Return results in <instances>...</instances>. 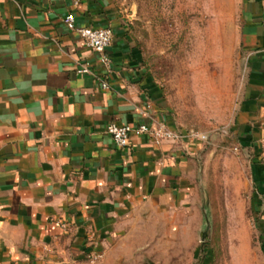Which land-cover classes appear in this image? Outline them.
<instances>
[{"label":"crops","instance_id":"0c3cea01","mask_svg":"<svg viewBox=\"0 0 264 264\" xmlns=\"http://www.w3.org/2000/svg\"><path fill=\"white\" fill-rule=\"evenodd\" d=\"M238 2L243 76L230 134L248 159L264 254V0ZM70 12L78 26L112 27L110 68L66 26ZM86 61L92 74L78 72ZM111 122L182 137L133 133L120 148ZM203 150L111 0H0V264H135L139 234L197 213Z\"/></svg>","mask_w":264,"mask_h":264},{"label":"rangeland","instance_id":"374dc122","mask_svg":"<svg viewBox=\"0 0 264 264\" xmlns=\"http://www.w3.org/2000/svg\"><path fill=\"white\" fill-rule=\"evenodd\" d=\"M111 1L175 120L204 136L197 213L139 234L135 264H264L248 159L230 134L243 76L238 0Z\"/></svg>","mask_w":264,"mask_h":264},{"label":"built area","instance_id":"2783aa9c","mask_svg":"<svg viewBox=\"0 0 264 264\" xmlns=\"http://www.w3.org/2000/svg\"><path fill=\"white\" fill-rule=\"evenodd\" d=\"M80 0H74V4L77 6ZM64 23L66 26L75 30L79 33L83 42L88 48H90L92 55L96 56L100 64L110 68L111 61L107 54V49L111 46L114 37V31L112 27H94V26H78L76 24L75 15L73 12L68 13L64 18ZM79 73L82 74H92L90 63L88 61L80 64L78 69ZM102 86L104 88H109L107 81L103 80ZM107 133L112 137L114 143L120 147L125 148L130 143L131 134H147L156 143H161L163 141L179 140L182 134L175 132L165 125L151 126L146 123L141 124H117L111 122L106 127ZM190 136L199 137L203 140L204 136L198 134L189 133ZM96 257V256H95Z\"/></svg>","mask_w":264,"mask_h":264},{"label":"water","instance_id":"95a60500","mask_svg":"<svg viewBox=\"0 0 264 264\" xmlns=\"http://www.w3.org/2000/svg\"><path fill=\"white\" fill-rule=\"evenodd\" d=\"M203 237H205V236H203Z\"/></svg>","mask_w":264,"mask_h":264}]
</instances>
